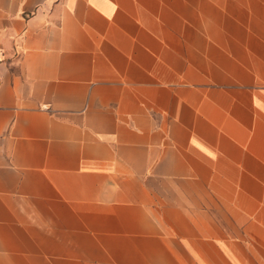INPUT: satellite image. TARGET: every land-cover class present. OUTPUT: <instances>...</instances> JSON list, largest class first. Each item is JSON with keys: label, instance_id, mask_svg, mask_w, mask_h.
Instances as JSON below:
<instances>
[{"label": "crops", "instance_id": "0c3cea01", "mask_svg": "<svg viewBox=\"0 0 264 264\" xmlns=\"http://www.w3.org/2000/svg\"><path fill=\"white\" fill-rule=\"evenodd\" d=\"M0 264H264V0H0Z\"/></svg>", "mask_w": 264, "mask_h": 264}]
</instances>
